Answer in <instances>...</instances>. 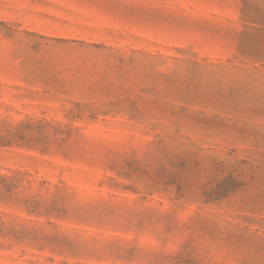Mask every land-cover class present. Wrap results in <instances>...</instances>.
I'll return each instance as SVG.
<instances>
[{
    "label": "rangeland",
    "instance_id": "1",
    "mask_svg": "<svg viewBox=\"0 0 264 264\" xmlns=\"http://www.w3.org/2000/svg\"><path fill=\"white\" fill-rule=\"evenodd\" d=\"M0 264H264V0H0Z\"/></svg>",
    "mask_w": 264,
    "mask_h": 264
}]
</instances>
